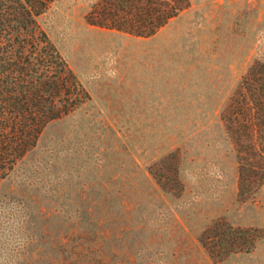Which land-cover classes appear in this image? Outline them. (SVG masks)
<instances>
[{
    "label": "rangeland",
    "instance_id": "obj_1",
    "mask_svg": "<svg viewBox=\"0 0 264 264\" xmlns=\"http://www.w3.org/2000/svg\"><path fill=\"white\" fill-rule=\"evenodd\" d=\"M98 1L56 0L39 18L92 100L0 182V264H264V182L240 196L222 120L264 62V0H189L151 38L88 24ZM221 223L261 238L213 258L202 238Z\"/></svg>",
    "mask_w": 264,
    "mask_h": 264
},
{
    "label": "trees",
    "instance_id": "obj_2",
    "mask_svg": "<svg viewBox=\"0 0 264 264\" xmlns=\"http://www.w3.org/2000/svg\"><path fill=\"white\" fill-rule=\"evenodd\" d=\"M55 1L0 0V182L37 146L50 123L92 100L39 23ZM189 8V0H99L86 21L151 38ZM222 120L239 159L240 196H251L264 182V62L242 77ZM151 171L162 188L178 185L176 177ZM258 233L221 223L206 231L202 242L213 258L222 259L251 252Z\"/></svg>",
    "mask_w": 264,
    "mask_h": 264
}]
</instances>
